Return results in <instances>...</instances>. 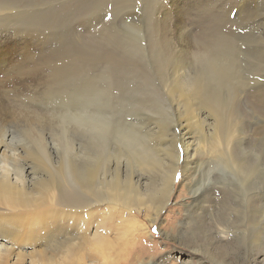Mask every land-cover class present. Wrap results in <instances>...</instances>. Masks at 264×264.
<instances>
[{
	"label": "rangeland",
	"instance_id": "rangeland-1",
	"mask_svg": "<svg viewBox=\"0 0 264 264\" xmlns=\"http://www.w3.org/2000/svg\"><path fill=\"white\" fill-rule=\"evenodd\" d=\"M0 4H10L0 13V103L7 107L0 109V132L6 151L18 153L15 163L58 177L55 170L76 156L85 168L91 160V171L97 160L111 171L120 160L121 179L141 177L142 191L147 179L157 187L160 171L170 167L173 190L164 210L136 216L138 230L148 227L150 237L130 263L177 264L195 254L206 261L264 264V0ZM107 36L114 37L111 45ZM109 49L107 62L101 54ZM181 75L193 82L189 104L201 125L175 95ZM200 84L203 90H196ZM210 104L217 114L206 108ZM216 119L225 125L222 133L233 128L234 140L218 146L220 153L211 149ZM156 160H163L161 170H149L147 162ZM223 210L227 214L220 216ZM223 220L231 225L225 246H212L213 224ZM99 233L121 244L118 230Z\"/></svg>",
	"mask_w": 264,
	"mask_h": 264
},
{
	"label": "bare ground",
	"instance_id": "bare-ground-1",
	"mask_svg": "<svg viewBox=\"0 0 264 264\" xmlns=\"http://www.w3.org/2000/svg\"><path fill=\"white\" fill-rule=\"evenodd\" d=\"M9 5L10 4H0V13L4 11V9L8 10ZM113 39V36H107V44L111 45ZM108 51L109 52L106 51L105 53L103 51V54H101L106 61V56H112L113 54V51H110V49ZM13 71L14 69L11 68L8 73L10 74ZM180 77L181 80L179 81L178 79L177 81V89L176 87L174 88V91H176L175 95H178L186 105L183 104L188 106L186 112L187 117H191L197 125H201L202 122L199 117H197L196 107L193 104H189L190 97L188 93L191 92V86H194L192 84L193 82H190L185 75H181ZM5 83L6 82H4V84ZM110 85L108 81L103 92L106 90L108 91L109 88L107 89V87H110ZM112 87L116 89L115 85ZM201 88V84L200 86H196V90H200ZM171 92L169 94L172 96L173 94H171ZM96 93H94V96ZM215 93L218 92L216 91ZM104 95L105 93L103 96ZM196 98L198 99L199 97ZM216 104L218 105V103ZM3 106L4 105L0 103V109L5 107ZM207 107L213 114H217V108L214 104H210L206 106V108ZM5 108L7 109V107ZM6 112L7 110H5V113ZM4 119L5 118L0 117V122H4ZM216 121L218 125L216 124L217 129L215 130L217 131L215 132L216 134L214 133L215 135L212 138L214 140L211 145V149L215 152L221 147L224 148L228 139L231 138V140H234L231 137L233 128L231 129V127H228L226 131L222 133V131L225 130V125L222 124V120L219 121L216 119ZM238 123L239 122H237V126H239ZM240 123L242 125V122ZM234 126L236 125H233V127ZM236 131L235 129V132ZM4 135L6 134L0 132V264H132L130 263L132 260H138V247L140 252L145 251L146 246H144V244L148 243L150 231L149 228L145 226L138 230L139 227L137 225L136 216H140L143 213L145 216H148L152 213L153 217H155L164 210L173 190L174 170H172V168L168 167L166 171L161 170L160 166L163 165V160H156L153 164L147 162L151 166H148V168L150 167L149 170L156 167L155 169L157 171L161 170V175L158 176L159 182L157 181V183L159 184L157 187L152 176L151 178L154 181L151 180V178V181L147 179L150 188L146 186L147 184L145 183L147 188H144V191H142L140 189L141 177L135 179L128 176L121 179L122 176H120V172H118L117 169V164L120 160L115 164V167L112 168V171L110 170V166H107L108 169L105 168V161H103V163L100 162V164L98 163L99 160H97L93 164V167L95 166L94 169L91 171L88 170V168H91L90 165H92L91 160L87 168L81 166L79 164L81 162L76 160V152L74 160L67 161V163L62 165V169L55 170L58 177L57 175L54 177L51 176V173L43 177L40 175L38 176V169L35 171V168L33 169L30 164L27 165L26 162H22L21 164L14 162L16 161L14 160V156H18V153L14 154V152H11L12 154H9L8 151H6L9 145L6 142L7 137L5 138ZM181 138L184 139L185 137L182 135ZM100 139L102 138L100 137ZM134 143L136 144L135 141ZM218 146H220V148ZM95 147H97V145ZM24 153L29 156L31 155L30 151H24ZM32 157H34V155H32ZM111 157L113 158V155H111ZM227 157H229V155ZM222 159H224L223 156ZM33 161L35 162V160ZM36 161L38 162V166L43 168H45L44 166H48L45 160ZM40 161L44 163L40 164ZM229 161L231 162V160ZM143 162L144 160L142 163ZM233 162L238 168L241 165L240 162ZM143 166L144 165H142V168H144ZM53 174H55V172ZM63 177H65V181ZM65 185L67 186L64 187ZM150 209H152V211H150ZM226 210H223L220 216H222V214H227L225 212ZM187 216L189 215L187 214ZM113 219H116L118 224H114ZM152 221H154V219ZM226 221L223 220L220 226L218 224H213L212 246L217 245L221 247L224 243V239L227 241L225 236L229 234V231L225 230L229 228L230 224H226ZM218 222L220 221H217V223ZM106 227H109V229L106 230ZM132 227L133 230L137 232H133L131 230ZM101 230H103V232L106 231L107 234L111 233L113 230H118V235H122L120 239L118 238L121 244L117 245V247L111 244L106 236L99 233ZM127 230L130 233H126ZM123 233L126 234L129 239L126 240L123 237ZM194 259H197V264H207L208 262H213V264H227V261L224 260L225 258H219L220 260L213 261V258L208 259L207 257L208 261H206L204 258H200V256L196 257L195 254H191L188 260L180 258L176 260L177 264H191V261Z\"/></svg>",
	"mask_w": 264,
	"mask_h": 264
}]
</instances>
